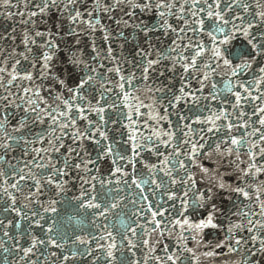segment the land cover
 Here are the masks:
<instances>
[{"label": "snow or ice", "instance_id": "obj_1", "mask_svg": "<svg viewBox=\"0 0 264 264\" xmlns=\"http://www.w3.org/2000/svg\"><path fill=\"white\" fill-rule=\"evenodd\" d=\"M0 264H264V0H0Z\"/></svg>", "mask_w": 264, "mask_h": 264}]
</instances>
